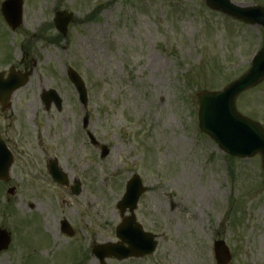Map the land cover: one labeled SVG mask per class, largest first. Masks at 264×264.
I'll use <instances>...</instances> for the list:
<instances>
[{"label": "rangeland", "instance_id": "obj_1", "mask_svg": "<svg viewBox=\"0 0 264 264\" xmlns=\"http://www.w3.org/2000/svg\"><path fill=\"white\" fill-rule=\"evenodd\" d=\"M230 1L264 8V0ZM60 11L74 17L65 38L52 26ZM263 42L260 26L211 11L203 0H23L14 32L0 16V71L13 64L30 74L0 118L14 157L5 189L16 188L13 197L0 193V227L12 238L0 264H99L91 249L116 243V204L132 175L147 188L134 216L156 250L106 264H216L218 240L229 248V264H264L260 157L230 161L199 131L196 99L244 74ZM69 68L85 84V107ZM49 90L60 111L43 105ZM235 105L264 129V81ZM50 160L69 186L80 184L78 196L48 181ZM62 221L72 238L61 233Z\"/></svg>", "mask_w": 264, "mask_h": 264}, {"label": "water", "instance_id": "obj_2", "mask_svg": "<svg viewBox=\"0 0 264 264\" xmlns=\"http://www.w3.org/2000/svg\"><path fill=\"white\" fill-rule=\"evenodd\" d=\"M207 7L214 11L242 21L248 25H258L264 29V9L259 6L238 7L229 0H204ZM1 13L11 27L15 30L21 24L22 0H7L1 5ZM72 21V16L65 12L55 15V27L63 36L66 35L67 25ZM28 74L21 77L11 71L8 78L3 80L0 74V103L7 108L5 103L11 94L24 86L28 81ZM68 77L74 84L84 104L86 93L84 85L79 76L72 70L68 71ZM264 79V45L258 54L253 58L250 69L236 81L230 83L221 92L203 91L197 94L199 101L198 120L200 130L207 134L221 151L231 157L251 158L256 154L261 157V167L264 171V130L257 124L242 116L235 109V100L238 95L250 88H253ZM53 92L44 96V101L54 100L59 106V101L53 99ZM102 157L107 155V150L102 148ZM10 160L0 152V179L4 180L7 175ZM53 179L65 184V177L58 173L55 164L49 166ZM74 194H78V187L73 188ZM145 189L141 181L134 176L126 186V193L119 203L118 208L124 213L128 208L131 212L135 209L140 196ZM63 224V232L71 236L69 228ZM132 226V227H131ZM116 236L121 243L108 247L100 246L93 249V254L100 264H105L104 259L114 257L118 260L135 256L151 254L155 249L153 237L150 234H143L135 224L133 217L123 220V223L116 230ZM10 243L9 235L0 230V251L7 249ZM127 244L125 248L123 244ZM231 256L223 242L215 243V260L217 264H228Z\"/></svg>", "mask_w": 264, "mask_h": 264}, {"label": "flooded vegetation", "instance_id": "obj_3", "mask_svg": "<svg viewBox=\"0 0 264 264\" xmlns=\"http://www.w3.org/2000/svg\"><path fill=\"white\" fill-rule=\"evenodd\" d=\"M0 135H1V138L3 139V135L0 133ZM3 141L6 143V145H8V143H7V141L6 140H4L3 139ZM8 182H9V179L7 180V182H1L0 181V193H3V191H5L4 192V196L5 195H8L9 193H10V196L11 197H13L14 196V194L16 193V188L15 187H10V188H6L5 189V185H7L8 184ZM10 189V190H9ZM2 196V195H1ZM4 198V197H3ZM11 199H9L8 201H10ZM30 208H32L31 206H30Z\"/></svg>", "mask_w": 264, "mask_h": 264}, {"label": "trees", "instance_id": "obj_4", "mask_svg": "<svg viewBox=\"0 0 264 264\" xmlns=\"http://www.w3.org/2000/svg\"><path fill=\"white\" fill-rule=\"evenodd\" d=\"M230 161H232V159H229ZM231 169H233V168H231Z\"/></svg>", "mask_w": 264, "mask_h": 264}]
</instances>
